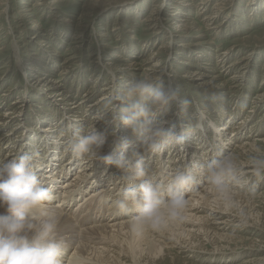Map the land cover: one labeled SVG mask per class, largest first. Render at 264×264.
<instances>
[{"label": "rangeland", "instance_id": "374dc122", "mask_svg": "<svg viewBox=\"0 0 264 264\" xmlns=\"http://www.w3.org/2000/svg\"><path fill=\"white\" fill-rule=\"evenodd\" d=\"M185 23L189 29L176 28ZM196 41L203 44L195 45ZM117 55L121 58L116 61L113 56ZM109 70L121 82L144 74L163 77L166 87L178 93L158 113L167 126L179 129L193 124L200 109L208 111L215 125V131L207 122L202 129L186 127L183 145L165 144L158 152L145 153L139 138L120 124L118 135L127 140L123 155L130 164L143 158L149 175L155 177L160 171L155 178L164 177L160 181L165 184L172 168L185 162L193 165L198 158L208 163L222 153L244 161L247 171L234 188L243 217L237 209L211 199L209 206L220 205L221 211H214L207 222L190 231L189 238L181 222L165 227L177 244L161 246L163 256L157 258L150 250L159 247L149 239L156 229L136 234L125 228L118 231L125 264L132 260L139 264H264V176L257 175L250 164L255 149L237 150L249 143L264 150V0H0V165L23 151L33 155L39 178L42 172L57 177L56 170L64 169L61 180L52 186L60 197L51 207L61 216L73 211L83 223L74 222L75 234L106 223L116 224V232L118 223H131L129 215L109 205L122 187L136 181L102 159L92 164L86 156L73 158L64 146L67 128L95 124L107 137L102 155L114 159L120 154L107 135L110 126L105 128L97 120L107 110ZM184 99H191L193 106L181 113ZM79 170L84 172L80 175H91L83 183L87 190L81 194L85 190L78 188L76 200L64 204L60 187ZM123 173L124 183L120 182ZM206 187L207 180L201 177L186 198ZM88 191L106 192L95 211L97 218L88 212L90 207L83 210L92 195ZM59 237L68 247L61 260L67 264L77 245L74 239L66 245L67 240ZM100 240L93 243L101 249L106 241Z\"/></svg>", "mask_w": 264, "mask_h": 264}, {"label": "clouds", "instance_id": "9594fccd", "mask_svg": "<svg viewBox=\"0 0 264 264\" xmlns=\"http://www.w3.org/2000/svg\"><path fill=\"white\" fill-rule=\"evenodd\" d=\"M111 91L106 98L107 110L98 115L107 135L120 154L114 159L102 155L106 135L95 124L86 129L71 127L64 132V146L74 158L86 156L123 170L135 183L122 187L112 206L130 216V228L136 234L147 229H163L184 218L188 201L186 192L196 185L200 177L207 180L210 190L227 208L238 209L234 188L242 183L237 157L219 154L207 164L193 165L185 162L172 169L166 184L149 175L143 158L130 164L123 155L127 140L118 135L120 124L128 126L141 143L143 152H158L165 144L183 145L185 128L202 129L207 122L215 125L206 109H200L191 125L167 126L168 121L158 117L176 99L178 93L166 87L163 77L144 74L134 80L121 82L109 70ZM193 106L191 99H184L180 112ZM250 164L257 175L264 176V150L256 148ZM39 178L33 155L21 151L0 165V264H61L64 241L58 235L59 217L51 204L56 194Z\"/></svg>", "mask_w": 264, "mask_h": 264}, {"label": "bare ground", "instance_id": "6f19581e", "mask_svg": "<svg viewBox=\"0 0 264 264\" xmlns=\"http://www.w3.org/2000/svg\"><path fill=\"white\" fill-rule=\"evenodd\" d=\"M38 2H36V4H38ZM156 10H158V8H155ZM216 15H211L210 17H208V19L212 20L213 18H215ZM183 20V19H182ZM178 21V20H177ZM177 26L179 27V29L182 31L186 30V29H189V25L188 24H180V25H176V28ZM195 45H202L203 42L202 41H196L194 43ZM193 50H191L192 52ZM195 51L192 52V54L194 53ZM118 58H121L120 55H117V56H113V59H115L116 61L118 60ZM235 63H238V60L236 62H234L233 64ZM130 69V68H129ZM237 78L238 76H233V79ZM232 79V80H233ZM105 97L103 96L102 97V100H104ZM99 101L97 100L96 103H98ZM12 104V103H11ZM79 107V104L77 105ZM78 113V112H77ZM11 114V113H10ZM82 114V113H80ZM74 115V114H73ZM100 115V114H99ZM81 116V115H80ZM11 117V116H10ZM79 117V115H78ZM76 118V117H75ZM82 118V116H81ZM93 122V121H92ZM1 123V122H0ZM2 125V124H1ZM240 126V125H239ZM98 127V125H97ZM100 128V127H99ZM225 128V126L221 127V128H218L217 130L218 131H222L223 129ZM220 134V133H219ZM202 135V134H201ZM218 135V134H217ZM109 137V136H108ZM183 138H184V143L186 142V135H183ZM248 143V142H247ZM231 144V143H230ZM237 145V144H236ZM250 147L251 149H256L255 148V145L254 143H249V144H243V146H239L237 148V150L240 149V152L241 151H244L246 150L247 147ZM249 148V149H250ZM104 149H105V145H104ZM11 153V152H10ZM232 154V153H231ZM233 155V154H232ZM238 156H240V158L242 159V155L241 153L240 154H237ZM180 156V155H179ZM235 156V155H234ZM74 158V157H73ZM192 159V157H191ZM195 160V159H194ZM193 160V161H194ZM90 161V160H88ZM192 161V162H193ZM209 161V160H208ZM96 161H93L92 160V164L95 163ZM203 165V164H207L205 162L204 159L202 158H198V160L193 163V166L194 165ZM173 165V164H172ZM245 162L244 161H239L238 162V166H239V169H240V175L241 174H244V173H247V171L244 169V166H245ZM82 167V165L80 166ZM85 167V166H84ZM177 167V166H176ZM50 168V167H49ZM172 168V166H171ZM57 169V168H56ZM59 169V168H58ZM173 169V168H172ZM61 171H64V169H60ZM58 172V175L57 177L54 176V175H45V173L47 172H42L41 173V177L40 178H43V182H44V186L45 187H48L50 188L55 194H56V197L57 199H59L60 196H58V191H56L57 189L55 187H52L54 186L58 181H60V177L63 176L61 175V171L59 172L58 170H56ZM81 171V170H79ZM255 171V170H254ZM84 173L83 171L81 172H78V173H75L73 176L74 178L73 179H69L67 181H65L64 183L66 185H64V187H60V188H63L64 190V195L61 196V200L64 201V204L68 203V204H71L74 200H76L78 194H77V189L79 191L80 190V187L85 190V191H81V194L86 192V185L87 184H83L86 179L90 178V176L88 174H85V175H80ZM162 174V173H161ZM160 174V171L157 172L155 175V177H157L158 175H161ZM89 176V177H88ZM126 174L123 173L122 175H120L121 177V181L120 182H125L126 178H125ZM151 176V175H150ZM84 177V178H83ZM243 178V177H241ZM245 178V177H244ZM158 179V178H157ZM160 179H164V177H160ZM159 179V180H160ZM201 179V177H200ZM246 180V179H245ZM106 181V180H105ZM110 181V180H109ZM119 182V181H118ZM103 185V184H102ZM91 187V190L92 191V186ZM193 188V187H191ZM190 188V189H191ZM237 187L235 186V189ZM61 190V189H60ZM106 191L109 190V188L105 189ZM104 191V190H103ZM111 191V190H110ZM238 191V190H237ZM195 192V191H194ZM88 193H90L88 191ZM87 193V195H89ZM104 193L106 192H91L90 194V197L85 200L88 201V203L86 205L83 206V210H87V208L90 207V209H88V212L92 214H95V217L97 218V213H95L96 210L100 209L101 208V205L102 203L104 202ZM107 194H109L107 192ZM110 195V194H109ZM242 197V196H241ZM234 198H240L238 193L234 192ZM187 201H188V206H187V210L185 211L184 213V218L183 220L181 221V223H183L184 225H186L187 227L182 231H186L187 232V236L189 238V235L191 234L190 231H194L195 230V227L198 228L199 224H202L203 222H207L209 220V216L210 215H215L214 211H218L220 210V205L219 207H215V208H212L211 206H209V200L213 199V200H217V197L216 195L210 190V187H206V188H203L202 190L200 191H197L195 195H192V196H188L187 198ZM61 201V202H62ZM96 203H95V202ZM60 202V203H61ZM84 202V203H85ZM211 202V201H210ZM58 204V202H57ZM82 204V203H81ZM220 204V203H219ZM112 204L109 205V207L111 206ZM62 206V205H61ZM64 206V205H63ZM209 206V207H208ZM58 207V206H57ZM56 209V208H55ZM54 210V209H53ZM64 210V209H63ZM207 210H210L209 212ZM2 211V210H0ZM55 211V210H54ZM199 211L203 212V215H199ZM221 211V210H220ZM219 212V211H218ZM65 215L61 216L59 214L58 217H59V224H58V235H60L61 237L65 238L67 240V244L66 245H70V244H73V239L75 241V244L77 245V248L75 250L72 251V255L71 257L68 258V263L67 264H125V260H123L122 255H124V253L122 252L123 249H121V243L122 241H120V239L122 240L121 238V235H120V232L118 231H122L124 230L125 228H129V230L131 229L130 228V224H129V221H127L125 224L123 223H118V229H116L117 231L115 232V227H116V224L114 223H106V224H102V225H99V226H96L94 228H85L83 230H81L80 233H76L75 234V229H76V225L74 224L77 223V225L81 226L82 224L79 223V220L77 218H74V216L72 214L73 211H71L69 214L67 212H65ZM80 213V212H79ZM101 216V215H100ZM108 217V216H107ZM83 218V217H82ZM103 218V217H102ZM114 218V217H113ZM105 219V218H104ZM96 220V219H95ZM106 220V219H105ZM99 221V220H98ZM90 222V221H89ZM95 222V221H94ZM100 222V221H99ZM91 223V222H90ZM101 224V223H100ZM173 224V223H172ZM170 224V225H172ZM85 225V223H84ZM172 227V226H171ZM126 230V229H125ZM149 229L145 230L144 232H148ZM154 230V229H153ZM159 230H162V229H159ZM156 229V234L155 236L153 237H148L149 235V232H148V238L152 241V243L154 245H156L157 247H159L158 250H150V254H152L154 256V258H157V257H161L163 256L160 255V253L162 252V249H161V246L164 247V245H170V246H173V245H176L177 241L174 240L172 237H171V233L168 234V232L165 231V228H164V231H159ZM79 231V230H78ZM152 232V231H151ZM151 232H150V235H151ZM190 233V234H189ZM67 234H69L70 237L66 236ZM145 234V233H144ZM130 235V234H129ZM146 235V234H145ZM186 235V234H185ZM206 235V234H205ZM176 236V235H175ZM193 237V236H192ZM99 240L101 241L100 239H102V243H103V240L106 241V244L103 245L105 247H102V248H105V249H100L99 247L96 246L97 243H93V240ZM97 240V241H98ZM183 240V239H182ZM96 241V242H97ZM99 241H98V244H99ZM120 241V242H119ZM119 242V243H118ZM149 242V241H148ZM171 242V243H170ZM101 244V242H100ZM183 246V245H182ZM153 248V247H152ZM192 248V247H191ZM194 248V247H193ZM68 249V247H64L63 250H66ZM127 251V250H126ZM71 253V252H70ZM64 254H66L65 251H63V255L61 257V260H63V257H64ZM148 254V253H147ZM92 255V256H91ZM130 255V254H129ZM146 255V254H145ZM151 255V256H152ZM128 258V257H127ZM152 258V257H151ZM136 259V258H135ZM146 259V258H145ZM143 260V259H142ZM154 261V259H153ZM129 262V261H128ZM132 262H134V264H139L137 261H130L129 264H132ZM147 263V262H146Z\"/></svg>", "mask_w": 264, "mask_h": 264}]
</instances>
